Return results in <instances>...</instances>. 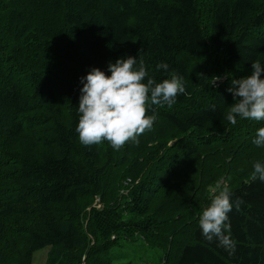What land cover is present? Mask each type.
I'll list each match as a JSON object with an SVG mask.
<instances>
[{
  "label": "trees",
  "instance_id": "16d2710c",
  "mask_svg": "<svg viewBox=\"0 0 264 264\" xmlns=\"http://www.w3.org/2000/svg\"><path fill=\"white\" fill-rule=\"evenodd\" d=\"M137 54L146 79L168 78L166 62L185 93L152 106L138 143L81 144L80 78ZM254 61L264 0H0V264L47 248L46 264H135L144 249L163 252L158 264H264V182L251 175L264 121L223 118ZM221 188L233 210L207 239L198 217Z\"/></svg>",
  "mask_w": 264,
  "mask_h": 264
},
{
  "label": "clouds",
  "instance_id": "9594fccd",
  "mask_svg": "<svg viewBox=\"0 0 264 264\" xmlns=\"http://www.w3.org/2000/svg\"><path fill=\"white\" fill-rule=\"evenodd\" d=\"M155 68L167 73L168 78L160 82L146 79L143 58L128 55L110 61L106 71L93 67L80 78L75 132L81 144L107 141L119 151L129 141L138 143V137L152 129L157 119L152 106L171 108L177 96L186 91L183 75L169 72L168 63L158 62ZM221 79L216 77L213 83ZM228 91L234 103L226 108L223 118L230 125L243 120L264 121V65L252 62L250 75L233 79ZM252 143L264 147V127L256 130ZM251 175L264 182V163L254 162ZM232 210L231 193L221 188L198 217L201 235L207 239L219 236Z\"/></svg>",
  "mask_w": 264,
  "mask_h": 264
},
{
  "label": "rangeland",
  "instance_id": "374dc122",
  "mask_svg": "<svg viewBox=\"0 0 264 264\" xmlns=\"http://www.w3.org/2000/svg\"><path fill=\"white\" fill-rule=\"evenodd\" d=\"M224 82V80H223ZM216 84V83H215ZM179 139H173L171 146L174 144H177ZM140 180V179H139ZM130 183V180L127 182V184ZM208 206V204L204 207V209ZM49 248L47 249H43V250H39L38 252H36L34 254V258H33V264H46L47 261V255L49 253ZM155 252L152 253H148L146 249L143 250V253L140 254V256L143 258V261L141 259H138L135 261V264H145V263H149V264H158L162 257H163V252L159 251V249H154ZM125 255H128L127 253H125ZM129 258V256H128Z\"/></svg>",
  "mask_w": 264,
  "mask_h": 264
}]
</instances>
